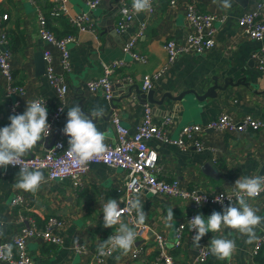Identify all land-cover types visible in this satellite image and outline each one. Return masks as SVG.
Instances as JSON below:
<instances>
[{"label": "crops", "instance_id": "0c3cea01", "mask_svg": "<svg viewBox=\"0 0 264 264\" xmlns=\"http://www.w3.org/2000/svg\"><path fill=\"white\" fill-rule=\"evenodd\" d=\"M195 1L202 12L226 16L224 22L217 23V46L202 54L182 52L169 63L165 43L173 39L178 44H185L189 34L183 3L171 7L170 0H155L152 14L148 10L137 13L132 26L120 33L116 30L119 0H102L94 10H90L83 0H70L71 13L91 11L96 30L77 32L76 42L70 45L72 70L67 79L71 92L64 106V114L53 134L39 141L28 155L45 154L52 146L54 137L68 142L62 129L67 121L68 108L76 104L105 134V141L116 138L112 113H118L123 124L133 133L143 119L146 105L152 108L155 122H161L168 116L174 119V124L169 128L174 139L180 136L186 124H208L224 112L237 117L250 114L264 120V71L254 60V53L264 45V40L242 38L238 26L243 13L260 0H229L230 8L223 7V0ZM53 4L52 0H0V14L9 15L1 25L9 36V47L14 53L15 81L26 90L24 96L9 94L8 83L0 76V127L10 124L9 116L12 114L9 105L17 98L20 99L22 112L27 107V101L36 98L45 100L49 112L62 104L47 77L44 49L48 47L53 52L58 71L62 70L60 55L54 46L48 45L40 37L38 7L46 12L49 27L58 38L66 37V33L72 30V24L66 15L54 17L50 14ZM144 21L148 22V26L139 38L138 49L148 58L146 63L124 51L127 40L139 31ZM114 60H122L124 65L114 77L112 99L105 98L102 92L92 94L88 90V82L102 75L104 63ZM157 71L162 72L160 79L153 88L144 90V77ZM128 77L133 79L132 83L127 81ZM215 79L222 89H217L216 95L208 96L204 101L197 100L192 93L182 100L166 96L162 104L148 101L151 90H154L153 98L157 101L167 93L178 96L184 90H195L201 96L214 85ZM137 89L144 93L145 98ZM98 108L103 111L95 112ZM49 118L48 113V121ZM207 139L210 147L203 150L183 149L175 143L150 140L149 145L159 155L160 177L169 181L180 180L189 188L198 187L215 195L236 188L235 181L239 178L263 175L264 129L238 134L209 131ZM40 170L46 182L36 193H30L15 187L19 170L0 168V212L7 217L6 221H0V242L11 240L22 227L31 223L44 228L47 220L56 216L66 221L63 229L55 230L62 235L63 243L54 245L32 239L28 248L34 264H88L86 258L75 254L72 245L76 240H82L94 252L98 244L118 231L119 225L104 227L102 207L109 199H116L119 203L117 188L124 182L123 169L102 162L92 163L83 185L78 189L73 188L70 178L48 180V171ZM17 194L24 196L25 203L15 206ZM140 199L150 229L141 234L127 254L112 250L105 264H165L158 258L156 233L167 237L170 251L179 262L192 264L196 251L192 249L191 241L187 240L180 247L174 246L177 227L192 211L207 217L213 211L221 212L220 207L209 203L192 208L179 198L148 192L141 193ZM247 202L253 208H258L257 214L264 217V195ZM169 208L174 213L171 226L166 219ZM121 220L130 226L127 218ZM263 230L264 223L256 228L257 237ZM212 238L235 241L233 264H264V247L258 256L251 258L254 242L247 243V237L238 231L223 228L217 233L208 232L201 241L210 243ZM136 247H140L142 253L133 258ZM212 260L214 263L217 257Z\"/></svg>", "mask_w": 264, "mask_h": 264}, {"label": "built area", "instance_id": "2783aa9c", "mask_svg": "<svg viewBox=\"0 0 264 264\" xmlns=\"http://www.w3.org/2000/svg\"><path fill=\"white\" fill-rule=\"evenodd\" d=\"M54 2L50 9V14L54 17L66 15L69 17L71 24L81 31H95L96 27L91 17V11L81 12L78 14L71 13L70 0H52ZM90 10L98 8L102 0H83ZM170 0L171 7H176L180 3L185 6V17L187 20L189 34L185 44H178L175 40L169 39L164 48L168 55L169 63L173 62L180 53L189 52L192 54H202L217 46L216 34L217 23L224 22L225 15H219L211 12H202L198 9L196 1L193 0ZM155 0H151V7L148 12L152 14L155 9ZM133 0H119L118 5V21L116 30L120 33L125 32L136 19L137 12L133 9ZM42 8L38 7L39 16V32L40 37L48 45L54 46L60 55V64L62 70L56 69V58L53 52L47 47L44 49V59L47 64V77L49 82L54 86L57 95L62 100V104L53 112H49V124L51 126V136L56 128L57 123L64 114V106L67 103V97L71 92L68 82V74L72 70L70 45L76 42L77 35H67L58 38L51 30L48 23V17ZM9 18L8 14H0V76L8 83L9 94L24 96L25 87L17 85L13 67V52L9 47V36L1 23ZM148 26V22L144 21L139 26V31L133 34L126 42L124 51L134 59L146 63L148 58L144 56L138 49L139 38L143 35L144 30ZM240 36L242 38H250L262 42L264 40V0L256 2L254 6L249 8L238 20ZM256 65L264 71V45L260 50L254 53ZM124 65L122 60H114L104 63L103 73L97 79L88 82V90L92 94L102 92L104 97L112 99L114 88V77L117 71ZM161 71H157L151 75L144 77L142 88L148 90L154 87V84L160 79ZM127 81L132 83L131 77ZM42 100L47 107L44 99ZM48 109V108H47ZM11 114H22L20 108V99L9 105ZM111 120L116 130V138L113 141H105L107 145L106 152L101 156L95 157L93 161L86 165H79L76 160L68 156V142L62 139H56L55 143L47 150L45 154L29 156L23 158V162L32 168L45 169L48 171V180H56L59 178H70L73 182V188L78 189L83 185L84 177L88 174L90 166L95 162H102L110 167L121 168L125 173L124 182L118 186L117 192L119 196V206L124 209L121 218H127L130 227H135L134 221L136 213L129 210L128 202L139 193H151L154 195H166L173 198L188 202L192 208H198L204 204H217L221 212L224 207L230 203L236 204L238 190L236 188L221 191L215 195L198 188H189L181 183L180 180H166L159 175L157 151L149 145V141L157 139L164 143H175L183 149L203 150L209 148L207 134L209 131L220 133H248L250 131H259L264 129V120L256 116L247 114L237 117L230 113H221L217 118L208 124H186L182 127L180 136L177 139L170 134L169 128L174 124V119L170 116L165 117L161 122H155L153 118L152 108L148 105L145 107V114L141 123L135 132L131 133L126 127L118 113L111 114ZM48 136V137H49ZM7 169L20 170V166L9 165ZM264 176V173L263 175ZM264 195L261 192L260 197ZM217 199H222L217 202ZM247 200L251 198H247ZM197 201L200 203L198 204ZM25 203L22 194H17L14 198V205ZM105 204V203H104ZM197 215L194 211L190 212L179 224L176 230L175 247L183 246L187 240L192 242V237L196 234V230H191L190 220ZM103 218V216H102ZM66 226V221L56 216L50 217L44 228L38 227L31 223L24 226L11 239L0 242V264H34V258L29 252V242L32 239H39L42 242L54 245L63 243L62 235L55 230H61ZM150 229V225L144 222L143 225L135 227L137 238L141 234ZM118 231L109 236L117 234ZM156 245L158 247V258L165 264H182L170 251L167 237L162 233L155 235ZM190 242L192 249L196 251L192 264H206L212 256L210 251V243L200 240V247L194 248ZM136 243V241H135ZM134 243V245H135ZM8 245H12L11 257L7 256ZM264 247V230L254 241L250 251V257H256ZM75 254L86 258L88 264H105L107 256L112 252L110 248L105 250L102 255L98 249L92 252L87 242L76 240L72 245ZM142 253L140 247H136L133 252V258H137ZM225 264H233L232 256L225 260Z\"/></svg>", "mask_w": 264, "mask_h": 264}, {"label": "clouds", "instance_id": "9594fccd", "mask_svg": "<svg viewBox=\"0 0 264 264\" xmlns=\"http://www.w3.org/2000/svg\"><path fill=\"white\" fill-rule=\"evenodd\" d=\"M135 12H143L151 7V0H133ZM223 7L230 8L229 0H223ZM102 112V109H95ZM10 124L0 127V168L5 170L9 165L20 166L17 173L15 187L25 192L36 193L42 183L46 182L44 173L38 168H32L23 162L25 158L38 144L39 141L50 135L51 126L48 122V109L42 100L27 101V107L22 114L9 116ZM63 134L68 137L67 154L83 166L93 161L95 157L106 152L105 134L98 130L96 123L89 117L81 107L76 104L67 111V121L62 129ZM238 190L236 204L230 203L223 211H213L205 217L197 214L190 220L191 230H196L192 237L194 248L200 247V240L208 233L220 232L223 228L233 229L247 237V243H253L258 239L256 228L264 223V217L258 215V208H253L247 202V198L254 199L264 192V176L256 175L239 178L235 181ZM222 203V199H217ZM199 204L200 202L197 201ZM129 210H134L136 219L135 227L143 225L146 213L140 199L139 189L136 190L134 198L128 202ZM103 225L113 228L119 225L117 234L109 236L107 240L98 244V252L104 254L105 250H119L127 254L137 238L135 227H130L121 220L124 209L119 206L116 199H109L102 207ZM174 218L172 208L167 210V221L169 226ZM236 250L233 239L212 238L210 251L212 255L220 260L229 259ZM12 245H8L7 256L10 258Z\"/></svg>", "mask_w": 264, "mask_h": 264}, {"label": "water", "instance_id": "95a60500", "mask_svg": "<svg viewBox=\"0 0 264 264\" xmlns=\"http://www.w3.org/2000/svg\"><path fill=\"white\" fill-rule=\"evenodd\" d=\"M130 88H132V87H130ZM217 89H222L220 86H218V82H217V80L215 79V83H214V85L213 86H211V87H209L208 88V90L204 93V95H198V92L197 91H195V90H187V91H182L178 96H173L171 93H167L165 96H163V98L161 99V100H159V101H157V100H155L153 97H155V92H154V90H151V91H149L148 92V101L150 102V103H156V104H162L163 103V99H164V97H166V96H169V98H174V99H176V100H182L187 94H190V93H192L195 97H196V99L197 100H199V101H204V99H206L208 96H211V95H216V91H217ZM130 91H131V89H130ZM137 92L138 93H140L142 96H143V98H145L144 97V93H142L139 89H137ZM56 137H54L53 138V141H52V145L55 143V141H56ZM32 156H34V155H32ZM2 169V168H1ZM264 171V170H263ZM5 219H7V217L5 216V214H3L2 212H0V221H6Z\"/></svg>", "mask_w": 264, "mask_h": 264}, {"label": "trees", "instance_id": "16d2710c", "mask_svg": "<svg viewBox=\"0 0 264 264\" xmlns=\"http://www.w3.org/2000/svg\"><path fill=\"white\" fill-rule=\"evenodd\" d=\"M1 15H3V14H1ZM71 28H72V30L69 31L68 33H66V36H67V35H77V32H78L77 28L74 27V26H72V25H71ZM258 255H259V254H258ZM258 255H257V256H258ZM213 257H215V256L212 255L208 260L211 261V259H212ZM209 261H208V262H209ZM208 262H207L206 264H208ZM211 264H225V260H220V259L217 258V260H214V263H213V260H212V261H211Z\"/></svg>", "mask_w": 264, "mask_h": 264}]
</instances>
